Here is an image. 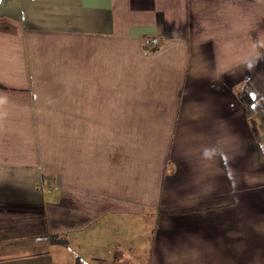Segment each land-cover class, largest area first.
Returning a JSON list of instances; mask_svg holds the SVG:
<instances>
[{"label":"crops","instance_id":"1","mask_svg":"<svg viewBox=\"0 0 264 264\" xmlns=\"http://www.w3.org/2000/svg\"><path fill=\"white\" fill-rule=\"evenodd\" d=\"M0 264H264V0H3Z\"/></svg>","mask_w":264,"mask_h":264},{"label":"rangeland","instance_id":"2","mask_svg":"<svg viewBox=\"0 0 264 264\" xmlns=\"http://www.w3.org/2000/svg\"><path fill=\"white\" fill-rule=\"evenodd\" d=\"M133 223H134V225L136 224V226H135V228L137 229L138 228V221L136 220H133ZM118 226H120V225H118ZM121 227V226H120ZM130 228H132L131 226H128V225H126V227L124 228V229H130ZM142 229H144L143 228V225H142Z\"/></svg>","mask_w":264,"mask_h":264},{"label":"built area","instance_id":"3","mask_svg":"<svg viewBox=\"0 0 264 264\" xmlns=\"http://www.w3.org/2000/svg\"><path fill=\"white\" fill-rule=\"evenodd\" d=\"M3 0H0V4L2 3Z\"/></svg>","mask_w":264,"mask_h":264}]
</instances>
